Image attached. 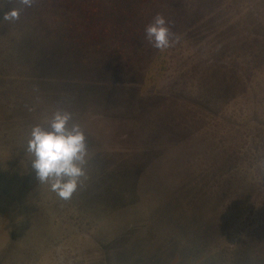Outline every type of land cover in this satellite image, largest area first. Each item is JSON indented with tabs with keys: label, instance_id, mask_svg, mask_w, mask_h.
<instances>
[{
	"label": "rangeland",
	"instance_id": "rangeland-1",
	"mask_svg": "<svg viewBox=\"0 0 264 264\" xmlns=\"http://www.w3.org/2000/svg\"><path fill=\"white\" fill-rule=\"evenodd\" d=\"M56 110L70 199L27 151ZM0 264H264V0H0Z\"/></svg>",
	"mask_w": 264,
	"mask_h": 264
},
{
	"label": "clouds",
	"instance_id": "clouds-1",
	"mask_svg": "<svg viewBox=\"0 0 264 264\" xmlns=\"http://www.w3.org/2000/svg\"><path fill=\"white\" fill-rule=\"evenodd\" d=\"M31 7L33 0H21ZM19 18V9L7 11L6 20ZM146 37L157 49H167L176 41L168 26L167 18L157 14L147 25ZM178 39V38H177ZM27 151L33 155L32 169L39 183H47L61 199H70L86 175L89 160L87 137L73 114L56 110L50 117L35 124L30 132Z\"/></svg>",
	"mask_w": 264,
	"mask_h": 264
}]
</instances>
